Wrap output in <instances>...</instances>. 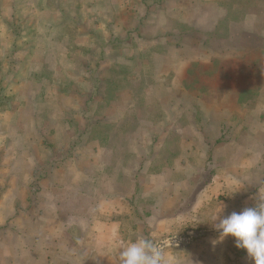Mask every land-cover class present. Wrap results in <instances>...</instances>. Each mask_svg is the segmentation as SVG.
<instances>
[{"label":"rangeland","instance_id":"obj_1","mask_svg":"<svg viewBox=\"0 0 264 264\" xmlns=\"http://www.w3.org/2000/svg\"><path fill=\"white\" fill-rule=\"evenodd\" d=\"M263 3L264 0H2L1 7H12L17 14L13 19L0 16V216H21L14 228L17 233L23 232V205L27 204L25 199L33 200L35 193L23 190V174L3 177L2 172L22 173L29 168L20 153L25 143L20 141L24 135L38 138L39 131L46 139L40 146L44 149L45 172L53 174L49 180L71 185L81 172L79 181L85 189L90 187V194L94 187V193L119 189V194L120 189L133 186L132 172L142 161L140 153L179 151L190 154L188 167H202L203 153L208 155L211 147L196 133L188 106L197 101L214 102V97L206 93L213 87L209 85L215 84L210 78L216 74L206 73L207 79L202 78L201 85L195 79L200 71L195 64L185 79V50L180 46L176 52L172 47L178 44V38L179 43L198 47L201 31L196 24L202 21L210 25L211 19V23L215 22L219 17L217 5L226 7L225 21H241L247 27L248 5H255L259 11ZM191 31L195 33L184 35ZM195 51L192 48L191 56ZM184 87L188 88L185 94ZM91 98L92 106L88 107ZM88 115L103 122L88 127ZM136 136L140 137L138 143L134 142ZM39 144L33 143L32 150L39 149ZM219 146L212 150L215 158L211 167L220 168L221 176H213L211 182L216 187L202 191L208 198L203 196L199 201V215L193 212L191 226L157 235L152 218L144 217L138 208L134 210L123 200L118 214L127 213L121 216L122 223L128 221L126 231L122 224L121 233L109 237L111 246L104 238L105 263L117 258L124 264H253L263 257L264 149L246 146L247 151L236 148L233 152L231 146ZM127 152L132 156L124 155ZM231 155H235V169L228 164ZM245 155L248 159L244 160ZM156 159V165L165 163ZM176 160L183 164L181 157ZM163 166L160 169L166 168ZM112 172L117 175V185L110 183ZM165 172L166 176L170 173L168 168ZM192 178L202 183L200 177ZM8 183L13 191L6 190ZM140 185L142 194L155 188V184ZM84 194L64 191V214L84 211L87 190ZM204 204L215 211L220 224L209 223L208 215L203 214ZM32 208L33 214L40 211ZM11 238L12 243L16 238L21 242L22 236ZM99 250L103 247L96 251ZM0 256V264H7ZM16 256V264H24L17 262L24 255Z\"/></svg>","mask_w":264,"mask_h":264},{"label":"crops","instance_id":"obj_2","mask_svg":"<svg viewBox=\"0 0 264 264\" xmlns=\"http://www.w3.org/2000/svg\"><path fill=\"white\" fill-rule=\"evenodd\" d=\"M253 6L255 5H248L249 22L247 27H244V23L241 21H225V15L228 14L226 7L217 5L215 12L219 17L215 19V22L211 23V19L210 25L204 24L202 21L196 24L201 31L198 47L179 43V38L178 44L172 47L173 51H176V48L179 49L180 46L185 50L182 55V63L184 62V68L186 67L185 79L191 74L195 64H198L200 69L199 76L195 79L199 80L201 85L202 78L207 79L206 73L216 74L210 78L215 80V84H210L209 86L213 87L206 93L207 96L214 97V102L200 104L197 101L188 106V110L193 116L192 122L197 129L196 133H199L207 147H211L208 155L206 152L203 153V166L199 169L188 167L191 158H187V156L190 154H181L179 151L159 153L150 151L144 155L136 151L142 157V161L132 172L134 173L133 186L120 189L119 194H117L119 189L103 192L100 190L94 193V187L93 193L90 194L88 193L90 187L87 186L85 189L83 182L79 181L80 176H83L81 172L77 173L75 177L77 181L71 185L57 183V179L49 180L53 174L45 172L44 158L42 159L44 149L40 146L46 143L44 135H41L39 131L38 138L36 136L33 138L31 135L23 136L20 143L24 141L26 147L24 146L25 148L23 147L24 149L22 148L20 153L28 161L29 168L22 173L2 172V176L9 177L13 176L12 174L21 176L23 174V190L33 191L35 195L31 196L33 200L25 199L27 204L23 205V213L26 215H22L24 216L22 233L15 231V225L20 222L21 216L16 213L7 217L0 216V255L4 257L7 264L12 261L16 264L15 260L18 257L16 254L21 255V253L24 257L23 259L19 258L17 262L24 264H32V262L35 264H124L117 258L105 263L107 259H105L104 249L105 237L108 240L111 239L109 238L111 235L117 236L118 233H121L119 227L122 224L126 231L128 221L123 220L122 223L121 219L124 218L121 216L127 213H121V216L118 214V206L123 203V200H126L134 210L138 208V212H141L144 217L152 218L157 235L174 233L186 226H191L193 212L195 211L196 216L199 215V201L203 196L205 197L202 191L213 185L211 182L215 179L213 176H221L220 168L211 167L215 158V151L212 152L213 148L216 146V149L218 145L231 146L233 152L236 148L247 151L248 147L246 146L250 148L258 146L257 148L264 149V3L259 11H256ZM57 8L60 12L61 9ZM16 14L17 11L12 7L6 10L5 6H0V16L13 19ZM214 14H210V16ZM8 25L10 27L11 23ZM195 31L185 32L184 35H190ZM155 39H159V36ZM192 48L196 50L193 56H191L192 53H189ZM204 87L201 86L204 90L208 88ZM187 91L188 88L184 87L183 93L185 94ZM200 93L203 94L204 91L201 89ZM94 96L96 97V93ZM90 106H92V98L88 102V107ZM90 109L92 107L86 110ZM92 118L91 115L86 117L88 127L103 122L100 119ZM169 134L171 133L169 132ZM182 137L177 135L179 139ZM139 140L140 137L136 136L134 142L138 143ZM37 141L40 143L39 149L32 150L33 143ZM251 152L249 151V153ZM126 154L132 156L131 152L124 153V155ZM234 156L231 157V162L228 161L232 169H235V164L232 162ZM179 157L183 160V164L180 163L182 166L176 163V159ZM155 159L163 160V163L165 161L164 164L167 166L156 165ZM243 159H248V156H243ZM31 165H34V170ZM162 166L166 168L160 169ZM167 168L170 172L168 176L165 172ZM236 173L239 174L237 171ZM139 176H143V179H139ZM192 176L200 177L202 183H197ZM32 177H34L35 185L33 188L31 186ZM116 177L117 175L112 172L111 178H109L111 184L114 182L117 185ZM144 183L155 184L156 188V190L153 188L150 193H143L146 198L140 192V184ZM120 184L123 183L120 182ZM216 186L215 183L213 187ZM6 190L13 191L14 188L8 183ZM74 190L81 195H85L84 192L87 190L84 211L80 214L74 212L64 214L65 199L62 198V195L64 191ZM205 198L207 199L208 196ZM142 200L145 201L144 206H142ZM71 202L69 201L68 206ZM102 204L107 205V208H104ZM17 206L22 207L14 205L15 208ZM202 206L205 209L203 214L208 215L209 223L220 224L221 221L215 215V211H211L205 204ZM32 207L36 210L39 208L40 211L33 214ZM69 209L73 211L74 208L69 206ZM141 209L144 210L141 211ZM141 214L138 213L140 216ZM101 234L104 236L102 237ZM11 235L22 236L21 242L19 238H16L15 243H12ZM123 245H126V239L123 241ZM102 247L103 250L96 251ZM220 252H223V249ZM257 259L253 264H264V254L261 259Z\"/></svg>","mask_w":264,"mask_h":264}]
</instances>
